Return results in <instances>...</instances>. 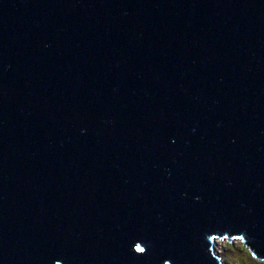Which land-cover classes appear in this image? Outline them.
<instances>
[{
    "label": "water",
    "instance_id": "obj_1",
    "mask_svg": "<svg viewBox=\"0 0 264 264\" xmlns=\"http://www.w3.org/2000/svg\"><path fill=\"white\" fill-rule=\"evenodd\" d=\"M264 261V0H0V264Z\"/></svg>",
    "mask_w": 264,
    "mask_h": 264
},
{
    "label": "rangeland",
    "instance_id": "obj_2",
    "mask_svg": "<svg viewBox=\"0 0 264 264\" xmlns=\"http://www.w3.org/2000/svg\"><path fill=\"white\" fill-rule=\"evenodd\" d=\"M218 241L219 243H217L215 249L222 260V264H264V261L256 258L241 241Z\"/></svg>",
    "mask_w": 264,
    "mask_h": 264
},
{
    "label": "bare ground",
    "instance_id": "obj_3",
    "mask_svg": "<svg viewBox=\"0 0 264 264\" xmlns=\"http://www.w3.org/2000/svg\"><path fill=\"white\" fill-rule=\"evenodd\" d=\"M217 243H219V241ZM217 243H216V246H217Z\"/></svg>",
    "mask_w": 264,
    "mask_h": 264
},
{
    "label": "flooded vegetation",
    "instance_id": "obj_4",
    "mask_svg": "<svg viewBox=\"0 0 264 264\" xmlns=\"http://www.w3.org/2000/svg\"><path fill=\"white\" fill-rule=\"evenodd\" d=\"M220 261H221V259H220ZM221 264H222V261H221Z\"/></svg>",
    "mask_w": 264,
    "mask_h": 264
},
{
    "label": "clouds",
    "instance_id": "obj_5",
    "mask_svg": "<svg viewBox=\"0 0 264 264\" xmlns=\"http://www.w3.org/2000/svg\"><path fill=\"white\" fill-rule=\"evenodd\" d=\"M215 251H216V249H215ZM217 254V253H216ZM218 255V254H217Z\"/></svg>",
    "mask_w": 264,
    "mask_h": 264
}]
</instances>
